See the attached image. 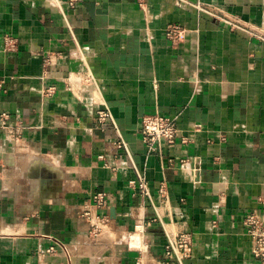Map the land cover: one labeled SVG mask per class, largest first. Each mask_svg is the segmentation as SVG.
Segmentation results:
<instances>
[{"label": "crops", "instance_id": "crops-1", "mask_svg": "<svg viewBox=\"0 0 264 264\" xmlns=\"http://www.w3.org/2000/svg\"><path fill=\"white\" fill-rule=\"evenodd\" d=\"M63 3L0 0V116L20 135L0 130V264H164L185 232V264H264L243 224L264 223V0ZM151 115L188 143L149 150ZM100 193L96 238L82 214Z\"/></svg>", "mask_w": 264, "mask_h": 264}, {"label": "built area", "instance_id": "built-area-1", "mask_svg": "<svg viewBox=\"0 0 264 264\" xmlns=\"http://www.w3.org/2000/svg\"><path fill=\"white\" fill-rule=\"evenodd\" d=\"M58 4L59 2L56 0ZM77 0H71L70 2H64L63 4L74 7ZM229 25H233L230 21H225ZM180 34L179 29L172 28L169 32V36H178ZM52 93V90H50ZM111 115L108 111H100L97 114V120L101 127H106ZM0 130L5 132L9 139L17 140L19 138V129L13 124L11 115L7 112L2 113L0 116ZM142 137L149 148V150L155 151L163 145L174 146L177 143H188L186 137L181 136L180 129L178 128L175 119L167 118L161 115L146 116L143 119L142 125ZM119 149L128 150L127 144L122 140L117 143ZM130 186L137 188L141 195L150 197L151 189L146 178L140 176L137 181L130 182ZM164 187L162 191H164ZM108 198L106 194H96L91 206L83 211L82 218L88 220L91 224V232L94 237H98L104 228L109 224V216L107 214ZM246 233L252 237L257 243L256 254L258 257H262L264 260V223L260 217L255 213H250L245 217L243 222ZM52 241L53 245L44 250L46 255L61 254L65 256L70 263H72V255L70 254V247L62 243L59 239L54 237H48ZM133 241V238H129ZM194 251V239L191 233L185 232L175 236L168 237V242L165 247V262L164 264H185L187 259L192 258ZM137 264H140L137 263Z\"/></svg>", "mask_w": 264, "mask_h": 264}, {"label": "bare ground", "instance_id": "bare-ground-1", "mask_svg": "<svg viewBox=\"0 0 264 264\" xmlns=\"http://www.w3.org/2000/svg\"><path fill=\"white\" fill-rule=\"evenodd\" d=\"M109 233V232H108ZM107 237V236H106ZM100 253H102V252H100ZM100 253H99V255H100ZM102 260V259H101ZM108 260V259H107Z\"/></svg>", "mask_w": 264, "mask_h": 264}]
</instances>
